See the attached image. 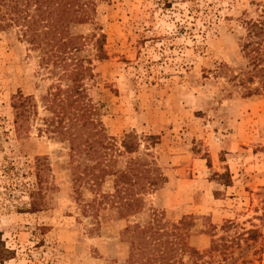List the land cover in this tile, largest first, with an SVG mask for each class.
<instances>
[{
    "label": "rangeland",
    "instance_id": "rangeland-1",
    "mask_svg": "<svg viewBox=\"0 0 264 264\" xmlns=\"http://www.w3.org/2000/svg\"><path fill=\"white\" fill-rule=\"evenodd\" d=\"M263 7L99 0L81 30L105 36L106 58L94 57L93 40L80 56L92 60L84 86L110 138L100 156L42 130L50 115L42 98L57 75L40 68V51L16 28L0 30V264H124L133 235L126 228L137 223L177 234V263L264 264V77L255 54L242 50L240 23ZM18 93L37 105L22 126L12 108ZM127 134L138 144L131 154L119 152ZM133 162L143 210L120 219L112 202L127 185L114 182ZM183 166L184 174L172 171ZM179 187L198 201H175ZM182 244L198 257L182 256Z\"/></svg>",
    "mask_w": 264,
    "mask_h": 264
},
{
    "label": "trees",
    "instance_id": "trees-1",
    "mask_svg": "<svg viewBox=\"0 0 264 264\" xmlns=\"http://www.w3.org/2000/svg\"><path fill=\"white\" fill-rule=\"evenodd\" d=\"M98 1L0 0V30L16 28L21 39L28 43L32 50L40 51V68L49 75H57L56 83L49 86L42 98V105L50 114L49 117L41 119L44 126L42 130L64 138L70 143L71 151L79 153L84 146L96 153V156H100L99 151L109 145L106 141L110 138L107 137L103 124L97 117L96 105L89 98L84 86V80L93 76L92 60L81 57L80 53L86 42L93 40L94 57L99 61L106 58L105 36L95 32L84 35L81 30L93 24ZM260 12L255 19L243 18L240 23L246 31L241 39L242 50L247 54L251 52L255 54L253 61L263 78L264 7ZM262 87L264 88V79ZM251 93L252 90L248 88L246 96ZM12 108L21 126L31 115H37L34 100L21 93L12 97ZM134 141V135H125L119 152L128 154L136 152L138 144ZM36 163L41 184L43 175L40 173L45 164L40 158L36 159ZM133 163L127 167L128 171L119 172L118 179L114 182L127 185L124 189L126 197H121V201L112 202L118 209L120 219L136 215L143 210V199L137 197L132 189L136 180H139V175L135 172L136 162ZM95 164L92 172L101 166V163ZM99 171L102 175L105 174L104 169ZM145 173L148 185L154 188L158 184L156 177L150 176V170H146ZM140 190L138 196L143 195L144 184ZM126 231L132 232L133 235L129 236L130 252L124 264H183L175 261L177 234L160 232L154 230L150 224L139 223L127 227ZM179 250L182 256H187L190 260H194L192 256L198 257L194 249H189L184 244Z\"/></svg>",
    "mask_w": 264,
    "mask_h": 264
},
{
    "label": "crops",
    "instance_id": "crops-1",
    "mask_svg": "<svg viewBox=\"0 0 264 264\" xmlns=\"http://www.w3.org/2000/svg\"><path fill=\"white\" fill-rule=\"evenodd\" d=\"M173 172H178V174L179 173H182V174H184V173H186V166H183V167H181V168H179V169H176V170H172ZM184 181L185 180H183L182 182L184 183ZM181 182V181H180ZM187 183V182H186ZM185 184V183H184ZM189 188V187H188ZM160 192H161V190H160ZM158 193L159 194V196L161 195V193ZM178 196H180V200H175V201H198V199H196V198H194L193 197V195H192V197L191 198H188V195L191 193V192H189V189L188 190H185L184 188H181V187H179L178 188ZM192 194V193H191ZM176 197H177V194H176ZM156 201H163L160 197H158L157 199H156Z\"/></svg>",
    "mask_w": 264,
    "mask_h": 264
}]
</instances>
